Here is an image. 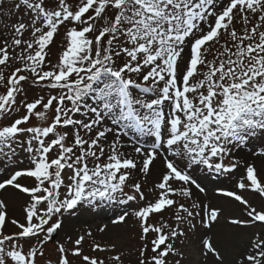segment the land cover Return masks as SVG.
<instances>
[{
  "label": "snow or ice",
  "instance_id": "1",
  "mask_svg": "<svg viewBox=\"0 0 264 264\" xmlns=\"http://www.w3.org/2000/svg\"><path fill=\"white\" fill-rule=\"evenodd\" d=\"M8 4L0 264H264V0Z\"/></svg>",
  "mask_w": 264,
  "mask_h": 264
},
{
  "label": "rangeland",
  "instance_id": "2",
  "mask_svg": "<svg viewBox=\"0 0 264 264\" xmlns=\"http://www.w3.org/2000/svg\"><path fill=\"white\" fill-rule=\"evenodd\" d=\"M3 8H7L10 7V5L8 4V0H5L4 5L0 6ZM22 12V10H21ZM16 17L13 16L12 19H15ZM0 19H7L6 17H3L2 15H0ZM59 43H60V38H57V44L54 48V51H56L59 48ZM211 58V57H209ZM3 89H0V92H2ZM41 92L39 91V89H32L28 91V99L31 100L33 97L40 95ZM156 167H160V162L157 161ZM199 175V173L197 174ZM139 178V177H138ZM150 185H146L145 187H149ZM226 186H230L227 185ZM11 192V190H9ZM214 194V193H213ZM8 195V194H5ZM149 198H151V194H148ZM11 209L15 210V214L19 215L20 210H21V205L20 203L16 202L14 198H12L10 200V204H9ZM101 210H104L105 212H110L108 214V216L106 218H102L100 217V214L98 216L93 217L92 215H83V216H77L73 218V226L72 229L76 232H82L84 230H87L88 228H92L93 230H95L96 226L99 224H103V223H109L110 222V218H112L114 216L115 213L119 212L122 210V206H110L107 204H101L98 208L94 209V213H100ZM165 217L170 216V212H165L164 213ZM119 233L121 235V237L124 239L125 241V251L128 253L127 257H126V264H136V258H137V252L136 249L139 247L140 241L138 239V228L135 226V222L134 221H130L129 224L127 226L125 225H121L119 226ZM90 241H87L84 243L83 247H84V251L86 254L89 255H103L100 253H91L90 252ZM47 247V255L51 258H55V253L53 251L54 245H52L51 243L46 246Z\"/></svg>",
  "mask_w": 264,
  "mask_h": 264
},
{
  "label": "bare ground",
  "instance_id": "3",
  "mask_svg": "<svg viewBox=\"0 0 264 264\" xmlns=\"http://www.w3.org/2000/svg\"><path fill=\"white\" fill-rule=\"evenodd\" d=\"M158 168V167H157ZM155 172V169L153 170ZM110 212H105L104 210H101L100 217L106 218ZM73 226V225H72Z\"/></svg>",
  "mask_w": 264,
  "mask_h": 264
}]
</instances>
